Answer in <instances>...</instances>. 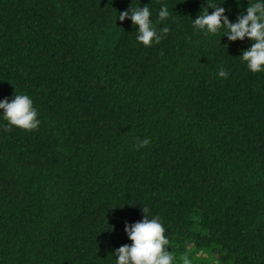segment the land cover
Instances as JSON below:
<instances>
[{
    "label": "trees",
    "instance_id": "obj_1",
    "mask_svg": "<svg viewBox=\"0 0 264 264\" xmlns=\"http://www.w3.org/2000/svg\"><path fill=\"white\" fill-rule=\"evenodd\" d=\"M213 2L234 23L257 0ZM145 5L147 47L115 20ZM201 8L0 0V99L29 96L40 121L0 119V264H115L145 208L173 264H264V72L239 57L247 37L192 25Z\"/></svg>",
    "mask_w": 264,
    "mask_h": 264
},
{
    "label": "clouds",
    "instance_id": "obj_2",
    "mask_svg": "<svg viewBox=\"0 0 264 264\" xmlns=\"http://www.w3.org/2000/svg\"><path fill=\"white\" fill-rule=\"evenodd\" d=\"M207 2L214 10L208 14L201 8L200 15L192 20V25L204 29L209 35H215L224 29L226 31L221 34L227 35L229 41L247 37L251 41L250 47L243 50L239 57L250 72H264V4L261 0L250 4L246 8V14L239 16L234 23L223 16L224 9L217 7L213 0ZM157 15L161 20L168 18L167 7L161 5ZM126 16L130 18L132 25L137 27L136 41L145 47L162 38L149 19L150 10L147 5L133 7L130 11H121L115 20L123 21ZM160 31L167 33L168 28L163 27ZM217 75L226 77L227 73L220 68ZM0 110H2L0 119L7 121V126L31 131L40 123L32 100L25 94H15L11 100L0 99ZM148 143L147 139H142L139 141V146ZM142 211L141 220L131 226L125 225L124 231L131 244L122 245L115 250V264H173L171 252L165 250V245L169 244L168 237L164 235L165 228L158 217H148L146 208ZM182 264H190L187 255L182 258Z\"/></svg>",
    "mask_w": 264,
    "mask_h": 264
}]
</instances>
